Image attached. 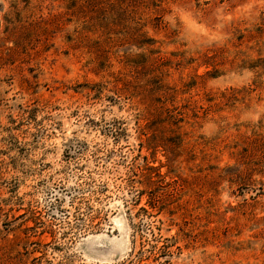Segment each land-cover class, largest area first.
I'll list each match as a JSON object with an SVG mask.
<instances>
[{
	"label": "rangeland",
	"instance_id": "374dc122",
	"mask_svg": "<svg viewBox=\"0 0 264 264\" xmlns=\"http://www.w3.org/2000/svg\"><path fill=\"white\" fill-rule=\"evenodd\" d=\"M0 264H264V0H0Z\"/></svg>",
	"mask_w": 264,
	"mask_h": 264
},
{
	"label": "trees",
	"instance_id": "16d2710c",
	"mask_svg": "<svg viewBox=\"0 0 264 264\" xmlns=\"http://www.w3.org/2000/svg\"><path fill=\"white\" fill-rule=\"evenodd\" d=\"M150 148L155 147L156 145L152 142H150ZM143 170H145V172L143 173L144 176V183H142L144 185V192H147L146 189L149 188H154L155 187V182L157 181V177H159V173L155 171V168L153 166H146L143 167ZM143 190L141 192H143Z\"/></svg>",
	"mask_w": 264,
	"mask_h": 264
}]
</instances>
